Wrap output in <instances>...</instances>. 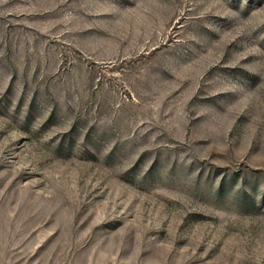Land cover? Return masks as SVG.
Returning a JSON list of instances; mask_svg holds the SVG:
<instances>
[{"label":"rangeland","instance_id":"1","mask_svg":"<svg viewBox=\"0 0 264 264\" xmlns=\"http://www.w3.org/2000/svg\"><path fill=\"white\" fill-rule=\"evenodd\" d=\"M0 264H264V0H0Z\"/></svg>","mask_w":264,"mask_h":264}]
</instances>
